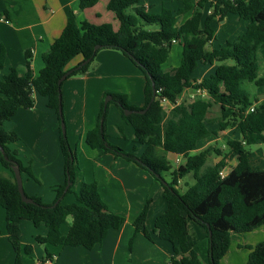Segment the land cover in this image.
<instances>
[{
  "label": "trees",
  "instance_id": "trees-1",
  "mask_svg": "<svg viewBox=\"0 0 264 264\" xmlns=\"http://www.w3.org/2000/svg\"><path fill=\"white\" fill-rule=\"evenodd\" d=\"M141 1L110 0L107 9L120 23L117 31L110 23L84 22L80 26L78 13L71 11L63 32L43 55L44 67L37 75L32 70V56L28 52L24 73L13 68L0 80V165L5 170L0 172V206L5 210L6 231L16 254L15 264H23L22 252L33 253L32 246H22V221L48 229L45 237L37 238L40 243L87 250L102 244L111 230L121 229L126 222L123 216L109 210L96 183L83 182L76 194L77 202L63 203L75 185L78 158L67 132L63 134L62 129L66 183L58 188L53 204L29 196L34 203H24L13 168L19 166L21 173L32 178L33 171L30 165L25 167L18 152L10 148L20 140L19 135L3 128V124L20 109L34 108L36 94L47 98V107L61 122L59 108L60 104L63 107V83L60 79L69 71L68 78L86 74L101 50L119 51L139 68L146 79L145 104L137 107L130 105L124 95H105L104 99L111 95L112 102L106 104L103 99L98 123L87 133L86 143L91 149H102L117 158L134 162L161 182L167 209L156 219L154 233L158 239L174 245L171 264H204L189 238V220L201 225L208 233V264H220L229 250L232 234H245L264 226V170L251 167L247 150L249 146L264 144V103L257 106L258 100L243 89L246 83L258 87L264 85V79L259 78V52L264 49V0H182L183 8L177 13L164 8L160 14L147 12ZM98 2L80 0L79 11L92 8ZM207 6L210 12L205 17L203 9ZM191 11L192 16L180 24V18ZM230 14L249 21L245 33L225 47L208 50L207 46L216 39L214 23L223 21ZM176 42L182 46V61L179 67L166 72L163 66ZM96 46L100 48L95 50ZM80 56L82 62L69 69L71 62ZM5 59L6 52L1 47L0 69L4 67ZM228 61L233 64H226ZM199 63L221 64L214 75L194 84L192 76ZM189 87L206 91L209 98L199 96L188 106L177 105L180 95ZM163 101L174 104L173 109L166 112ZM112 103L132 125L137 143L146 147L141 157L109 141L107 118ZM214 106H219L221 111L218 131H210L207 127L208 115ZM145 109V114L137 113ZM125 111L133 113L127 116ZM229 128H238L241 138L227 143L226 156L215 147L193 154L203 140L218 136L219 132ZM161 152L181 156L186 163L172 171ZM215 152L223 159L208 166V157ZM232 159L238 161L237 166L222 177L220 173ZM165 173H170L169 181L165 179ZM191 174L194 183L181 193V181ZM68 183L71 185L67 189ZM149 206L150 200L135 219L134 228L152 241L146 227ZM69 217L73 222L64 236L61 229ZM250 251L248 264H264V241ZM46 260H51L49 253L43 262Z\"/></svg>",
  "mask_w": 264,
  "mask_h": 264
},
{
  "label": "crops",
  "instance_id": "crops-1",
  "mask_svg": "<svg viewBox=\"0 0 264 264\" xmlns=\"http://www.w3.org/2000/svg\"><path fill=\"white\" fill-rule=\"evenodd\" d=\"M99 2L103 3L104 9L99 13H94L95 8L93 7L79 11L80 0H0V49L4 47L6 52L4 67L0 69V80L8 75L13 68L24 73L26 53L28 52L32 56V70L37 75L44 67L43 55L63 32L71 11L78 13L80 26L84 22L95 25L110 23L115 31L119 30V21L115 14L107 9L110 0H100ZM141 2L148 12L157 8V3L152 0H142ZM160 5L159 9L163 10L165 8L164 1H161ZM230 15L218 22L224 24L229 20ZM181 19L179 20L180 24L187 20ZM244 21L246 23H244L245 28L242 34L245 33L249 25V21ZM175 44L179 43L176 42L173 46ZM207 49L212 50L213 47L211 49L207 46ZM82 60V56L77 57L71 62L69 69L76 67ZM128 74L141 80L144 88L138 89L139 81L131 83L130 80H127L125 75ZM203 79H194L192 76L194 84L200 83ZM145 86L146 79L139 68L126 56L124 57L121 52L115 50L99 51L86 74L65 79L62 96L67 136L73 148L79 136L83 139L81 146L91 164L88 177L82 175V169L78 165L77 179L72 193L64 197L63 203L70 205L77 202L76 194L80 191L83 182L96 183L99 194L109 210L123 216L126 222L121 229L111 230L102 244L92 250H87L83 247L52 246L40 243L37 238L45 237L48 234V229L43 225L35 227L30 221H22V246L30 245L33 248V253L30 255L22 252L25 256L21 254L23 264H171L174 245L158 239L154 233L156 219L167 209L163 186L149 172L134 162L117 158L111 153H105L102 149H91L86 143L87 133L93 130L98 123L105 95L121 92L126 95L128 93L135 102L133 105L142 107L145 104ZM199 96L204 99L209 98L206 91L196 90L193 87L186 88L180 95L177 105L188 106ZM47 103V98L36 94L34 108L31 110L20 109L13 118L3 124V128L19 135L20 141L11 144L10 148L17 151L23 165L25 167L30 165L33 171L34 178L27 173H22L26 195L39 197L45 204H53L57 200L58 188L63 186L67 179L61 151V122L57 114L47 107ZM263 103L264 100L260 105ZM163 107L166 112H169L173 109L174 104L165 102ZM218 124L216 123L213 129H209L207 121L210 131H218ZM221 133V137L217 135L212 137L223 138L227 134L237 135V138L228 142L241 138L238 128L225 130ZM107 134L109 141L110 138L119 140L131 135L134 143H137L132 125L125 121L121 111L114 107L108 112ZM112 143L124 149L120 141ZM213 143L209 142L202 149H199L198 146L195 151L201 152ZM124 150L134 153L138 157L143 155ZM166 154L172 155L177 161L181 157L172 153H164L165 156ZM222 159L223 156H218L216 163ZM233 160L235 165L230 168L228 164L223 170L226 175L238 164L236 159ZM0 172L3 173L5 170L2 168ZM149 200L146 227L152 235V241L147 239L143 232H136L134 228L135 219ZM72 222V217H69L62 226V235L68 234ZM65 225L67 226L65 227ZM0 232V264H15L16 254L8 240L5 210L1 206ZM188 232L201 260L204 264H208L207 231L195 221L189 220ZM26 233H29L30 240L25 236ZM235 236L237 234H232V242L227 254H231L230 249L233 244L238 250L241 247L249 248L248 254L236 249H233L232 253L233 264H248L252 246L244 244L238 237V241H235ZM47 253L51 255V260L43 262Z\"/></svg>",
  "mask_w": 264,
  "mask_h": 264
},
{
  "label": "rangeland",
  "instance_id": "rangeland-1",
  "mask_svg": "<svg viewBox=\"0 0 264 264\" xmlns=\"http://www.w3.org/2000/svg\"><path fill=\"white\" fill-rule=\"evenodd\" d=\"M152 1L157 3L156 10L152 9L149 12L152 14H160L162 12V9H159V6H161L160 5L161 1H164L166 9L171 10L174 13H177L181 8H183L182 0H152ZM141 6H144L142 2H141ZM93 8H95L94 13H99V12H101L102 9H104L103 3L100 4V2H98ZM208 11H209V6H207L206 8L203 9V15L205 17L207 16ZM191 15H192V11L187 13L186 15H184L181 20L184 21L187 18H189ZM244 23H246V21L240 20L238 17H236L234 15H230L229 20L227 22H225L224 24H220L218 21H216L214 23V28L216 30V39L214 40V42L212 44H209L208 47H210L211 49H212V47L215 49H220L222 47H225L228 42H235L241 36L242 32H244L243 31V29L245 28ZM182 53H183L182 46H180L179 44H175L174 46H172V49L170 52V57L163 67L164 70L170 71L171 69H175V68L179 67L181 64V61H182ZM220 64L221 63H215L214 65H210V64L199 63L195 73L193 74V78L194 79L209 78L210 76L215 74L216 69H217L218 65H220ZM226 64L232 65L233 61H228V62H226ZM259 65H260L259 78L264 79V50L260 51ZM125 77H126V79L128 78L127 80H130L131 83H135L136 81H139L138 89L140 88V90H141L142 88H144V86H142L141 80L134 78V77H131L130 74L125 75ZM243 89L245 90V92H247L251 95V98L257 99L258 100L257 104H258V106H260V104L264 100V85L258 87L255 84L246 83L243 86ZM116 94L126 96L127 102L130 105H133L135 103L134 100H132L130 98L128 93H126V95L122 92L116 93ZM108 97H111V95H108L104 99V102H106ZM109 102H112V100H110ZM113 107L116 109H119L115 103H112V104H110L109 111ZM220 118H221L220 107L214 106L212 111L210 112V114L208 116V127H209V129H213V127L215 126L216 123H218ZM218 129H219V127H218ZM229 129H234V128H229ZM221 135H222V133L219 132L218 137H221ZM212 136H214V135H212ZM212 136L203 140L199 145V149L205 148V146L209 142H214L213 144H210L207 148L215 147V149L221 151V153L224 154L225 156L228 153V146H227L228 141L231 139L237 138V135H231V134H227L223 138L212 137ZM82 140L83 139L79 136L78 139L76 140L77 142L74 145H75L76 151H77L78 165H79L80 169H82V175L84 177H88V173L90 170V164L91 163L87 160V157H86V155L82 149V146H81ZM115 141H120V143H122L124 149L129 150L131 152L134 151L135 153H137L139 155L144 154L146 152L145 146L140 145L138 143H134L131 135H130V137L126 136V138H122L119 140L110 138L111 143L115 142ZM112 144H114V143H112ZM247 150L250 152L249 163H250L251 167L253 169L264 170V144L249 146V147H247ZM199 152H200L199 150L194 151L193 154H197ZM161 154L164 155L163 152H161ZM218 156H220V155H218L216 152L211 153L208 157L207 165L208 166L214 165V163H216V161L218 160ZM166 158L169 161L170 165L172 166V171L178 169V167L180 165H184L186 163V160L182 157H180L179 160L177 161V159L175 157H173L172 155L166 154ZM229 162H228V164H229L230 168L235 165V161L233 159L230 160ZM0 170H2L1 165H0ZM164 177L168 181L171 179L170 173H165ZM86 183H88V182H86ZM159 183H160V185H162L161 182H159ZM193 183H194L193 174L185 177L182 180V184L180 185V192L184 193L187 190V188L190 185H192ZM69 221H71V220H69ZM66 226L67 225H65V227ZM25 236L28 239L30 238L29 233H26ZM235 237H236L234 239L235 241H238V239H239V240H242V242L244 244L245 243L250 244V246L255 247L256 245H258L259 243L264 241V226H261V227L255 229L249 233L239 234V235L237 234V236H235ZM237 237H238V239H237ZM231 242H232V239H231ZM233 249H236L234 244L232 245V247L230 249L231 254L226 253L227 255H225L223 257L220 264H233V262H232V253L234 251ZM236 250H238V248ZM238 251H242V252L248 254L249 248L241 247ZM228 253H229V250H228ZM22 256H24V254H22Z\"/></svg>",
  "mask_w": 264,
  "mask_h": 264
},
{
  "label": "water",
  "instance_id": "water-1",
  "mask_svg": "<svg viewBox=\"0 0 264 264\" xmlns=\"http://www.w3.org/2000/svg\"><path fill=\"white\" fill-rule=\"evenodd\" d=\"M100 47L99 46H96L95 50H98ZM88 61L84 62L83 64H86ZM71 71L67 72L61 79H60V83H63L65 81V79L68 77V75H70ZM153 89H154V93H156L155 91V84L153 83ZM112 100V97H108V99L106 100V104ZM150 106L147 107V109L149 108ZM147 109L143 110V111H137V113L139 114H145ZM133 111H125V115H130L132 114ZM59 114H60V119H61V129H62V132L63 134H66V125H65V121H64V117H63V107L62 105L60 104V108H59ZM13 171H14V174H15V179H16V183H17V186H18V191L21 195V198H22V201L24 203H27V204H33L34 201L29 198L25 191H24V187H23V179H22V173L20 171V168L19 166H15L13 168ZM71 183H68V186H67V189L70 187ZM209 237L211 238L212 237V233L209 232Z\"/></svg>",
  "mask_w": 264,
  "mask_h": 264
},
{
  "label": "built area",
  "instance_id": "built-area-1",
  "mask_svg": "<svg viewBox=\"0 0 264 264\" xmlns=\"http://www.w3.org/2000/svg\"><path fill=\"white\" fill-rule=\"evenodd\" d=\"M165 102H167V101H163V104H164ZM253 110H254V108L251 109V111H253ZM220 175H221L222 177H225V176H226V173H225L224 171H222V172L220 173Z\"/></svg>",
  "mask_w": 264,
  "mask_h": 264
}]
</instances>
